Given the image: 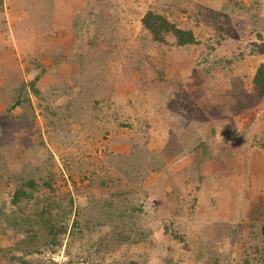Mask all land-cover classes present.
<instances>
[{"label": "rangeland", "instance_id": "obj_1", "mask_svg": "<svg viewBox=\"0 0 264 264\" xmlns=\"http://www.w3.org/2000/svg\"><path fill=\"white\" fill-rule=\"evenodd\" d=\"M15 1L0 0V264L10 251L29 264H264V97L252 77L247 92L239 79L229 88L263 60L264 0ZM149 10L198 43L153 40ZM223 52L232 62L218 65ZM38 61L43 96L32 88L9 112ZM189 70L183 93L172 76ZM176 117L186 122L170 140ZM150 150L168 163L153 170ZM44 222L66 228L57 243ZM134 224L145 240L128 241Z\"/></svg>", "mask_w": 264, "mask_h": 264}, {"label": "trees", "instance_id": "obj_2", "mask_svg": "<svg viewBox=\"0 0 264 264\" xmlns=\"http://www.w3.org/2000/svg\"><path fill=\"white\" fill-rule=\"evenodd\" d=\"M240 7L241 8H246L245 5H243V4L240 5ZM142 23H143L144 27L152 35V39L153 40H156L158 42L165 43V42L168 41V37L171 36V37L174 38V40H173L174 43L176 45H178V46H187L188 47V46H191L192 44L198 43V39L196 38V36H195V34L193 33L192 30L179 27L178 25H176V23L170 21L166 16H164L162 14H159V13H157L155 11L149 10L148 12H146V14L144 15V17L142 19ZM261 34H262V32L261 33L259 32V35H261ZM72 52L73 53L74 52L75 53L78 52L71 59L72 66L75 67V68H77V65L79 63H77L76 60H78V61L81 62V60H83V58L86 59V57H85V54H83L82 51H80L79 47L78 48L76 47L75 50L72 51ZM262 57H263L262 62L257 67L256 71H254V73H252L251 75L248 76V74H249L248 72H242L241 73L240 71H238V73H239V75H242V76H238V74L237 75L232 74L231 77H233V79L231 80V78H230L229 86H232V84L235 86V80L236 79H239L238 80L239 84L238 85L236 84V88L240 92H247L248 91V88L247 89L245 87L242 88L239 85L241 84V81H243L244 83H246V82L249 81L248 78L249 77H252V82H253L254 86L259 90V93H260V95L263 98L264 97V42L262 44ZM65 58H67V56ZM218 58H219L218 59V65L221 62L227 63V64H230L232 62V59L229 58L227 56V53L225 54L224 52L223 53H220V56ZM206 60H208V59L207 58H205V59L202 58V60H201L200 63H203V65L207 68L208 66L205 63ZM48 62L49 61H45V62L38 61V62H36L37 63L36 69H39V72L32 79H30L29 81L25 80V81L19 82L16 85V87L11 90V93L10 94H11V100L12 101H11V104H10L9 112L12 109H14L15 107H17V106H19V105H21V104H23L25 102L30 101V97H29L27 91H29L32 88L35 90V93H36L37 96H43V92L39 88L38 83L40 82L41 77L46 72H48V70H49V67H47V64H46ZM215 68L216 67L213 66V69H215ZM28 70L31 71L32 68H28ZM78 70H79V73L82 71L81 66H80V69L78 67ZM217 72L220 75H228L227 74L228 73L227 72V69L217 68ZM191 73L192 72H190V70H189V74L187 72V76L188 77L185 76V75L179 76L180 72L178 73L177 76H172L173 77V80H174V82L176 84L175 86L177 87V90L180 89V90H182L181 92H183V93L189 92L188 88H186V83L190 79V77L192 76ZM237 77H239V78H237ZM205 83H207V82H205ZM229 88H230V91L231 92L234 89L233 86L232 87H229ZM211 89H213V88H211ZM226 89H228V88H226ZM226 93H229V92H226L225 91L224 94H226ZM229 94L232 95V93H229ZM132 95H133V93H132ZM234 95L236 97V101H234V103H232L230 105L232 106V108L235 107L233 105H236L235 110L239 111L240 109H238V107L243 104V100H242V97H241L242 95H240V94L238 95L236 92L234 93ZM236 95H238L239 98H237ZM220 105H222V104H220ZM180 119H182L183 122H186L185 121V117H178V118L176 117V118H170L169 119V125H170L169 135H170V140H171L172 136H174V134H176V132L178 130V127L179 128L181 127L180 125L182 123L180 122L181 123L180 124L177 121V120H180ZM130 123L132 125V122L131 121H130ZM172 148L173 147L171 146V143H169V145H167L164 150H170ZM150 149H152V148H150ZM150 152L153 153L151 150H150ZM179 152L180 151H178V153ZM170 156H172V154H170ZM170 156L168 157L169 160H170ZM215 160L218 161V162H223V160L220 158V156L215 157ZM157 163H159L160 165L159 166H155ZM164 163L167 164L168 163V160L167 159H164L162 157L161 161L158 162L157 160H155V154H154V160L151 162L152 167H153V170L154 169L159 170L160 167H162V165ZM127 180L130 183L138 184V180L135 177L127 176ZM28 183L29 184H32L33 187L34 186H38V182L35 179L29 181ZM24 186H25V183L22 185V187L19 190H17L15 192V197H16L15 200H14L15 203H17L18 202L17 199H19L21 197L20 196V193L22 195H25ZM27 196H28L27 198H30L31 196H33V194H30L29 193V194H27ZM70 200H71V203L74 202L73 197H70ZM37 202L39 203V200ZM53 204L54 203H50V202L47 203V205H50V206H52ZM37 215L40 216V220L41 221H44V215H45V212L44 211L43 212H40V213L37 212ZM28 219L31 220L32 218L31 217H29V218L27 217L26 218V222H29ZM44 223H45V226H46V228H44L45 231L50 236H52V241L54 243H57V239H58L59 234L65 232L66 228L64 226H61V228H58V226L56 224L52 223V222H44ZM134 227H135L134 231L137 234V239H136V236H135V238L131 237L130 239H129V237H126V238H128V241L129 242H137V241H141V240L143 241V240H145L147 238L148 233H146L145 230H142V226H140L138 224H134ZM37 235H39V232L37 230H34L33 233H31V235H27L26 239L24 241H22L21 243L25 244L26 247H33L31 245H34L35 246L34 243H35V240L37 239ZM122 237H123L122 239L125 238V236H123V235H122ZM10 253H11L10 261L13 264H29L30 260H28L27 258H25L24 255H19L15 251H10ZM125 262H127L128 264H138V261H136L135 259L134 260H130V259L129 260H125ZM205 263H206L205 261H200L199 262V264H205ZM214 264H222V261L219 260L216 257Z\"/></svg>", "mask_w": 264, "mask_h": 264}, {"label": "crops", "instance_id": "obj_3", "mask_svg": "<svg viewBox=\"0 0 264 264\" xmlns=\"http://www.w3.org/2000/svg\"><path fill=\"white\" fill-rule=\"evenodd\" d=\"M5 2H6V0H5ZM13 3H16V1H15V0H11L10 4H13ZM237 181H239V182H240V179H239V180H237Z\"/></svg>", "mask_w": 264, "mask_h": 264}]
</instances>
